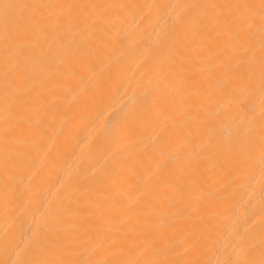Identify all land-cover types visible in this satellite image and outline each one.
<instances>
[{
  "label": "bare ground",
  "instance_id": "6f19581e",
  "mask_svg": "<svg viewBox=\"0 0 264 264\" xmlns=\"http://www.w3.org/2000/svg\"><path fill=\"white\" fill-rule=\"evenodd\" d=\"M0 264H264V0H0Z\"/></svg>",
  "mask_w": 264,
  "mask_h": 264
}]
</instances>
